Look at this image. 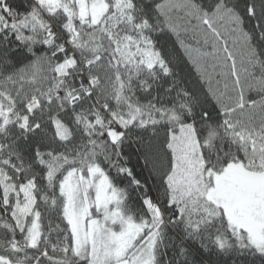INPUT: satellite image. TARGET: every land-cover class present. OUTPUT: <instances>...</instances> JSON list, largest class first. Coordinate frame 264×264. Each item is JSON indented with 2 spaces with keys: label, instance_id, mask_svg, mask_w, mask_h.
Returning a JSON list of instances; mask_svg holds the SVG:
<instances>
[{
  "label": "snow or ice",
  "instance_id": "1",
  "mask_svg": "<svg viewBox=\"0 0 264 264\" xmlns=\"http://www.w3.org/2000/svg\"><path fill=\"white\" fill-rule=\"evenodd\" d=\"M0 264H264V0H0Z\"/></svg>",
  "mask_w": 264,
  "mask_h": 264
}]
</instances>
